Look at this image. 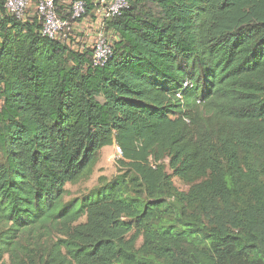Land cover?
Segmentation results:
<instances>
[{
  "label": "trees",
  "instance_id": "16d2710c",
  "mask_svg": "<svg viewBox=\"0 0 264 264\" xmlns=\"http://www.w3.org/2000/svg\"><path fill=\"white\" fill-rule=\"evenodd\" d=\"M78 1L63 41L0 0V264H264V0H125L104 64Z\"/></svg>",
  "mask_w": 264,
  "mask_h": 264
},
{
  "label": "built area",
  "instance_id": "2783aa9c",
  "mask_svg": "<svg viewBox=\"0 0 264 264\" xmlns=\"http://www.w3.org/2000/svg\"><path fill=\"white\" fill-rule=\"evenodd\" d=\"M98 11L96 13L97 22L93 29L97 31L94 38L95 46L94 61L96 64H104L111 54V48L107 44L104 34L100 32L101 23L111 21L122 9L126 7L125 0H98ZM5 8L8 13L17 19H23L30 9H34L39 20L42 23V34L51 40H69L73 32L79 29L88 35L85 21L79 26L77 23L86 13V2H75L70 11L71 17L68 20L63 19L58 13L56 0H6ZM91 27V26H90ZM120 154L121 150L118 148Z\"/></svg>",
  "mask_w": 264,
  "mask_h": 264
},
{
  "label": "rangeland",
  "instance_id": "374dc122",
  "mask_svg": "<svg viewBox=\"0 0 264 264\" xmlns=\"http://www.w3.org/2000/svg\"><path fill=\"white\" fill-rule=\"evenodd\" d=\"M87 28L91 26L90 22L86 23ZM94 37H89L87 39L81 38V41H94ZM121 159V154L118 151V147L112 146L104 148L99 157V161L96 164L92 175L77 184L67 185V190L69 192L68 197L65 199L68 201L70 198L79 197L83 194L89 192L94 186H96L97 181L100 177H106L108 179L113 178L118 173L117 162ZM175 186L181 190L186 191L187 187L181 183L178 179H174ZM70 197V198H69Z\"/></svg>",
  "mask_w": 264,
  "mask_h": 264
},
{
  "label": "clouds",
  "instance_id": "9594fccd",
  "mask_svg": "<svg viewBox=\"0 0 264 264\" xmlns=\"http://www.w3.org/2000/svg\"><path fill=\"white\" fill-rule=\"evenodd\" d=\"M122 155V154H121Z\"/></svg>",
  "mask_w": 264,
  "mask_h": 264
}]
</instances>
